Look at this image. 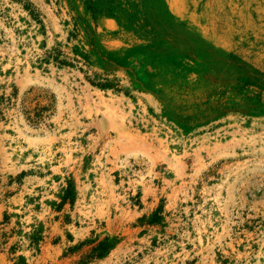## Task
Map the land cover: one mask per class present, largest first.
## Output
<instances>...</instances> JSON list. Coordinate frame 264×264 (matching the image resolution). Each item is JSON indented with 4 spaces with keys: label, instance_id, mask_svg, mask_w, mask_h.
<instances>
[{
    "label": "rangeland",
    "instance_id": "obj_1",
    "mask_svg": "<svg viewBox=\"0 0 264 264\" xmlns=\"http://www.w3.org/2000/svg\"><path fill=\"white\" fill-rule=\"evenodd\" d=\"M0 264H264V0H0Z\"/></svg>",
    "mask_w": 264,
    "mask_h": 264
},
{
    "label": "trees",
    "instance_id": "obj_2",
    "mask_svg": "<svg viewBox=\"0 0 264 264\" xmlns=\"http://www.w3.org/2000/svg\"><path fill=\"white\" fill-rule=\"evenodd\" d=\"M110 247L111 244L108 243L107 239H104L102 242H98L95 246L90 249L92 258H100L104 256L110 249Z\"/></svg>",
    "mask_w": 264,
    "mask_h": 264
}]
</instances>
